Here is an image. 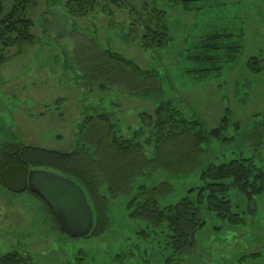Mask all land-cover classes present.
<instances>
[{"label": "rangeland", "instance_id": "rangeland-1", "mask_svg": "<svg viewBox=\"0 0 264 264\" xmlns=\"http://www.w3.org/2000/svg\"><path fill=\"white\" fill-rule=\"evenodd\" d=\"M68 1L28 6L35 21L32 43L0 41V146L11 141L65 152L87 148L96 155L82 127L87 116L107 113L116 134L142 143L147 159H154L158 104L125 86L84 87L77 75L100 50H111L148 77L157 76L168 97L209 130L225 127L220 138L206 141L194 166L185 151L168 154L165 160L174 167L139 176L135 184L171 183L174 192L161 199L165 204L201 185L211 163L244 157L264 168V0H98L85 16L72 15ZM2 2L5 14L15 4ZM147 23L169 29L166 49L144 46ZM253 56L263 60L261 73L247 67ZM230 197L243 220L203 214L206 224L194 249L179 253L166 227L136 215L130 196L110 199L105 235L76 238L60 230L35 192L15 193L0 183V257L18 251L31 264H264V193L249 200L232 189Z\"/></svg>", "mask_w": 264, "mask_h": 264}, {"label": "trees", "instance_id": "trees-1", "mask_svg": "<svg viewBox=\"0 0 264 264\" xmlns=\"http://www.w3.org/2000/svg\"><path fill=\"white\" fill-rule=\"evenodd\" d=\"M97 2L70 0L67 8L74 16H85L95 10ZM34 4L36 0H15L12 10L5 14L0 0V41L3 45L33 42L31 29L35 21L27 16V9ZM145 31L143 42L147 49L163 50L172 42L169 29L162 23L155 28L147 23ZM223 35L230 34L224 32ZM236 49L239 52L242 45H236ZM99 52L93 57L90 66L82 68V74L77 71L79 79L84 87L90 89L96 86L102 89L125 86L131 95L150 98L158 104L155 158L147 159L142 143L116 134L112 116L102 113L87 116L86 124L82 127L86 143L97 147L96 155L87 148L65 152L18 142H3L0 146V183L15 193L33 192L28 185V173L37 168L50 169L74 179L83 187L94 209L95 227L89 237L103 236L109 230L110 199L121 194L130 196L131 205L137 207L135 214L147 218L156 228L166 227L179 253L194 249L196 235L206 224L203 214H212L236 223L242 221L233 210L231 190H237L249 200L264 193V168L251 158L209 164L201 173L202 184L191 188L188 194L175 202H161V199L174 192L173 185L167 181L149 186L145 183L135 184L139 176L151 177L158 170L174 167V162L165 160L168 154L172 157L185 151L184 159L192 161L190 167L194 166L193 163L199 162L206 141L211 137L220 138L225 127L209 130L197 115L186 114L179 100L168 97L157 76L148 77L146 71L120 53L111 50ZM261 61L259 57L253 56L248 60L247 67L261 73ZM104 189H107V193ZM77 262L71 264H79ZM31 263V257L21 255L18 251H9L0 257V264Z\"/></svg>", "mask_w": 264, "mask_h": 264}, {"label": "water", "instance_id": "water-1", "mask_svg": "<svg viewBox=\"0 0 264 264\" xmlns=\"http://www.w3.org/2000/svg\"><path fill=\"white\" fill-rule=\"evenodd\" d=\"M29 188L52 209L63 233L87 237L95 227V214L83 187L74 179L47 169H31Z\"/></svg>", "mask_w": 264, "mask_h": 264}]
</instances>
